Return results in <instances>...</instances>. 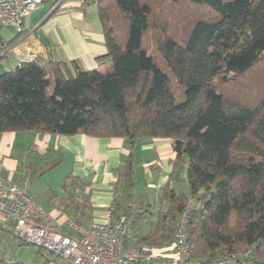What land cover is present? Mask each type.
<instances>
[{
	"label": "trees",
	"instance_id": "1",
	"mask_svg": "<svg viewBox=\"0 0 264 264\" xmlns=\"http://www.w3.org/2000/svg\"><path fill=\"white\" fill-rule=\"evenodd\" d=\"M95 1L109 65L85 69L50 57L1 72L0 132L168 138L176 172L185 164L187 190L162 186L157 221L142 234L131 152L112 221L125 215L134 243L165 245L191 199L186 234L196 260L255 244L242 262L264 264V94L250 96L256 88L248 82L264 81V0Z\"/></svg>",
	"mask_w": 264,
	"mask_h": 264
},
{
	"label": "crops",
	"instance_id": "2",
	"mask_svg": "<svg viewBox=\"0 0 264 264\" xmlns=\"http://www.w3.org/2000/svg\"><path fill=\"white\" fill-rule=\"evenodd\" d=\"M52 5L51 0L39 5L25 19L22 32L0 24V73L15 68L23 60L45 61L50 57L64 62L76 60L85 69L104 70L109 65L103 57L107 47L97 7H85L84 0H64L61 9L57 10H51ZM131 152L135 161H146L145 176L154 179L155 173L158 174L156 184L160 191L168 181L174 185L176 153L172 140L168 138L140 137L130 143L121 137H95L81 133L57 135L32 130L0 132V176L16 184L28 180L30 193L40 206L45 202L38 196L39 190L52 188L50 202L55 196V207L43 209L66 232L75 233L69 220H75L85 228L93 221L113 220L112 204L124 200V196L122 201L119 199V193L123 195L124 190V185L118 182L119 170L124 168ZM59 158V165L41 173ZM57 170L58 174L64 173V177L68 174L74 176L71 187H63L64 177L59 181L47 178ZM146 183L151 185L149 180ZM53 188L62 192H55ZM143 196L144 193L140 203H144ZM86 198L87 202L82 203ZM82 213L84 215L80 217ZM64 223L70 230L63 226ZM1 230L14 233L11 225L0 226ZM130 241L134 239L131 237ZM16 263H7L0 258V264Z\"/></svg>",
	"mask_w": 264,
	"mask_h": 264
},
{
	"label": "built area",
	"instance_id": "3",
	"mask_svg": "<svg viewBox=\"0 0 264 264\" xmlns=\"http://www.w3.org/2000/svg\"><path fill=\"white\" fill-rule=\"evenodd\" d=\"M44 1L0 0V24L21 32L25 19ZM51 1L54 10L64 0ZM192 208L190 199L180 213L173 240L165 245L130 241L125 215L114 221H93L87 228L69 220L75 233H68L33 198L28 180L16 184L0 176V226L11 225L24 242L49 254L45 264H244L242 260L252 254L255 244L213 262L193 257L186 234Z\"/></svg>",
	"mask_w": 264,
	"mask_h": 264
},
{
	"label": "rangeland",
	"instance_id": "4",
	"mask_svg": "<svg viewBox=\"0 0 264 264\" xmlns=\"http://www.w3.org/2000/svg\"><path fill=\"white\" fill-rule=\"evenodd\" d=\"M90 5L97 7V2L95 0H92L90 3L87 4V6H90ZM248 82H250V85H249L250 87L256 88L255 93L251 94L250 96H255L254 94L258 92L264 94V81L259 80V82L258 81L256 82L254 80L253 82V80L251 81L249 78ZM145 163H146L145 160L137 159L135 161L136 169H138V176L136 178V188L134 192H136V195H137L136 196L137 201L135 202V207L137 209L141 207L145 209L144 216L142 220L140 221L139 226L137 227V230H139L142 234L147 235L154 228V224L157 221V213L162 207V203L160 200V188L159 186H157L158 184H156L157 182H159V180L157 179L158 174L155 173L154 179L148 176H145L143 172ZM180 169L181 171H177L175 174L174 185L176 186V188H182L183 190H187V181L185 177V164L184 163L181 164ZM62 177H64V173L58 174V170H57L54 173H52L50 176H48L47 178H50L51 181H56V179L57 181H59L60 178ZM66 177L67 175L64 177L63 181L66 180ZM147 180H149V183L151 184L150 186H148V184L146 183ZM51 189L52 188L46 187L43 190H39V193H38V196L45 202V203H42L43 205H41L45 209H47V207L48 208L55 207L54 201H53L56 199L55 196L53 197L52 203L50 202ZM54 190L55 192H58V193L62 192L60 191L61 189L59 190L58 188L57 189L55 188ZM55 192L52 190V194H55ZM142 193H144V196H143L144 203L142 202L140 203L139 201L141 200ZM122 197L123 195L119 193V199H121V201H122ZM163 205L164 207H166L167 202H164ZM147 208L148 210H146ZM63 226L66 229L70 230V227L67 223H64ZM129 233L132 235L136 233L131 226L129 227ZM0 258H4L7 263L11 261H15V262H23L25 264H28V263L45 264L46 260L49 258V254L41 251L40 248L37 247L36 245L24 242L15 233L1 230L0 231Z\"/></svg>",
	"mask_w": 264,
	"mask_h": 264
}]
</instances>
